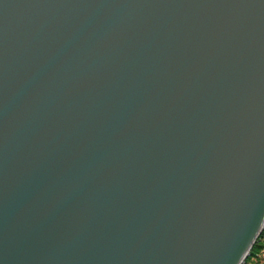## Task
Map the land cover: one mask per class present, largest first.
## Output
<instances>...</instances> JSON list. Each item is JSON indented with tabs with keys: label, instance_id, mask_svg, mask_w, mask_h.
I'll return each instance as SVG.
<instances>
[{
	"label": "water",
	"instance_id": "water-1",
	"mask_svg": "<svg viewBox=\"0 0 264 264\" xmlns=\"http://www.w3.org/2000/svg\"><path fill=\"white\" fill-rule=\"evenodd\" d=\"M264 228V0H0V264H242Z\"/></svg>",
	"mask_w": 264,
	"mask_h": 264
},
{
	"label": "trees",
	"instance_id": "trees-1",
	"mask_svg": "<svg viewBox=\"0 0 264 264\" xmlns=\"http://www.w3.org/2000/svg\"><path fill=\"white\" fill-rule=\"evenodd\" d=\"M262 236H264V228L263 230L260 232L259 236L257 237L256 241L254 242V244L252 245V248L250 250L249 255L245 258L244 262L242 264H246L247 260L253 259L257 257V254H259V251H263V256L259 258V261L262 262L264 264V245H261V243H258V241L260 240V238H262Z\"/></svg>",
	"mask_w": 264,
	"mask_h": 264
},
{
	"label": "rangeland",
	"instance_id": "rangeland-1",
	"mask_svg": "<svg viewBox=\"0 0 264 264\" xmlns=\"http://www.w3.org/2000/svg\"><path fill=\"white\" fill-rule=\"evenodd\" d=\"M263 230V229H262ZM258 243H261V245H264V236H262V238H260V240L258 241ZM259 254H257L256 258L253 259H248L246 264H263L262 262L259 261V258L263 256V251H259Z\"/></svg>",
	"mask_w": 264,
	"mask_h": 264
}]
</instances>
